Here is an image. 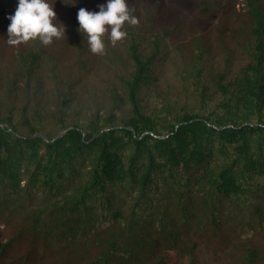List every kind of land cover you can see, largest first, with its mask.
Masks as SVG:
<instances>
[{
    "label": "trees",
    "instance_id": "trees-1",
    "mask_svg": "<svg viewBox=\"0 0 264 264\" xmlns=\"http://www.w3.org/2000/svg\"><path fill=\"white\" fill-rule=\"evenodd\" d=\"M65 2V36L13 46L0 0V254L193 264L232 225V264L264 260L239 238L264 234V0H127L139 22L103 54L76 14L105 0Z\"/></svg>",
    "mask_w": 264,
    "mask_h": 264
},
{
    "label": "clouds",
    "instance_id": "clouds-1",
    "mask_svg": "<svg viewBox=\"0 0 264 264\" xmlns=\"http://www.w3.org/2000/svg\"><path fill=\"white\" fill-rule=\"evenodd\" d=\"M64 3L65 0H63ZM75 3V0H72ZM55 0H17V7L7 19V43L18 45L30 39L39 38L42 44L52 43L53 38L65 36V26L62 22L54 24L57 14L54 11ZM130 9L127 0H105L98 5V11L80 7L77 10L78 31L87 35L89 49L94 54H103L105 43L103 34L109 31L110 42L114 45L117 41L127 36L122 30L125 23L135 25L139 21Z\"/></svg>",
    "mask_w": 264,
    "mask_h": 264
},
{
    "label": "rangeland",
    "instance_id": "rangeland-1",
    "mask_svg": "<svg viewBox=\"0 0 264 264\" xmlns=\"http://www.w3.org/2000/svg\"><path fill=\"white\" fill-rule=\"evenodd\" d=\"M64 6V3H60L58 0H55L54 11L57 14V18L63 23L68 21V18H64L61 10ZM82 81L90 84L89 79H82ZM76 86V85H75ZM78 86V85H77ZM77 86L75 88H77ZM94 89V88H92ZM33 195L40 196L38 190L32 192ZM27 202V201H26ZM108 224V222L103 221L102 226ZM4 224L1 222L0 227H3ZM228 227L225 231L228 234L225 239L215 238L205 241L200 239V237H195L197 242L196 249L194 250V263L193 264H232L231 259L235 256L236 249L231 243L236 239L237 233L234 231L232 225H227ZM8 238V233H4V240ZM239 238L243 239L242 241L248 240L252 244L259 247L261 251H264V234L259 230L246 229L239 233ZM23 244H16L15 242L11 243L8 249H5L3 254H0V264H16L25 260V249L26 245L22 247ZM46 251L42 248H39L38 251L33 255L30 261H36L40 259V256ZM176 249H171L170 254L172 255V260H174L175 255L177 254ZM6 258V259H5ZM236 262V261H235ZM237 264H241L236 262ZM189 264V262L187 263ZM254 264H264V260H261Z\"/></svg>",
    "mask_w": 264,
    "mask_h": 264
},
{
    "label": "water",
    "instance_id": "water-1",
    "mask_svg": "<svg viewBox=\"0 0 264 264\" xmlns=\"http://www.w3.org/2000/svg\"><path fill=\"white\" fill-rule=\"evenodd\" d=\"M0 125H3V124L0 123ZM70 128H72V127L69 126V127L64 128V129L59 130V132H58V133H57L52 139H48L43 131L35 132L32 136H34V135H38V136H41L45 141L51 142V141H53V140H55V139H57V138L62 137L63 134L66 133V131L69 130ZM9 129H10V127H9ZM106 129H109V128H103L102 130H106ZM102 130H100V132H101ZM82 133H83V135H85V132H84V131H83ZM98 133H99V132H98ZM98 133H97V134H98ZM97 134H96V135H97ZM153 135L156 136V137H166L168 134H167V135H162V136H158V135H155V134H153ZM32 136H31V137H32Z\"/></svg>",
    "mask_w": 264,
    "mask_h": 264
}]
</instances>
